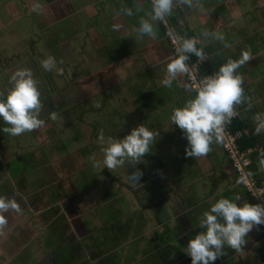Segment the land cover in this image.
I'll list each match as a JSON object with an SVG mask.
<instances>
[{
  "label": "crops",
  "instance_id": "crops-1",
  "mask_svg": "<svg viewBox=\"0 0 264 264\" xmlns=\"http://www.w3.org/2000/svg\"><path fill=\"white\" fill-rule=\"evenodd\" d=\"M173 5L181 12V27L205 49L214 71L226 60L248 54L235 70L241 77L242 101L233 110L264 142V129L255 131L264 124V102L255 105L261 88L254 86V81L264 79V0H174ZM123 8H131L132 15H125ZM150 12L146 0H0V96L9 89L4 80L11 86L13 71L31 69L41 106L58 118L47 131L63 159L52 167L59 176L49 175V155L44 151L33 152L35 158L29 161L22 154L11 157V148L3 150L0 142V196L15 199L18 206L3 213L0 264H190L183 248L201 230L195 226L196 217L209 203L219 197L257 203L220 141L214 140L203 156L184 155L186 140L168 117L195 92L185 73L177 74L171 87L160 83L175 54L159 20L154 22V38L136 32L139 19H147ZM78 16L88 19L89 27L79 30L73 23ZM167 21L177 31L170 15ZM115 24L120 27L114 29ZM48 27L74 38L72 45L79 41L83 58L82 79L73 68L71 81L62 86L64 93L58 90L51 98L50 84L39 72L46 54L31 36ZM83 79V90H76L74 81ZM43 109L39 117L45 123L50 119ZM92 113L105 116V122L87 124L85 116ZM61 117L67 122L59 121ZM44 123L19 136L40 138ZM138 123L158 132L143 161L96 170L104 147L96 142L121 137ZM254 167L252 173L264 187L258 160ZM134 168L142 171L138 184L127 178ZM116 171H121L118 176ZM108 182L106 189L103 184ZM213 264H264V225L246 234L240 250L225 248Z\"/></svg>",
  "mask_w": 264,
  "mask_h": 264
},
{
  "label": "clouds",
  "instance_id": "clouds-1",
  "mask_svg": "<svg viewBox=\"0 0 264 264\" xmlns=\"http://www.w3.org/2000/svg\"><path fill=\"white\" fill-rule=\"evenodd\" d=\"M173 4L174 0H151V12L146 14L147 19H139L136 32L154 38V22L170 15ZM122 11L129 16L133 13L131 8H123ZM119 27V24L113 25L114 29ZM204 35L223 40V36L216 33L205 32ZM196 44L193 38L180 39L175 48L176 55L165 65V75L160 81L164 87H171L177 74L188 71L185 62L191 55L204 59L203 51ZM248 59V54L242 53L236 60H226L214 73L201 79L194 96L172 109L168 119L171 125L181 130L186 140V157L203 156L210 150L214 140L217 143L220 141L222 124L232 118L233 106L242 101L241 77L235 70ZM54 64L52 56L40 61L44 71H50ZM9 80L11 86L0 96V121L7 125L0 127V132L18 136L43 125L44 120L39 117L40 93L29 68L13 71ZM48 118L55 120V111L49 112ZM262 129L264 124H259L255 131L259 133ZM99 135L103 138V131ZM157 136L156 129L138 123L121 137H109L102 149L103 167L111 170L126 162L127 165H135L143 161ZM259 167L264 169V156L259 158ZM141 176L139 168L127 174L128 180L134 184H138ZM238 200L239 197L235 200L219 197L197 215L195 226L201 230L190 236L183 248L190 257V264H213L224 254L225 248L240 250L246 243V234L254 226L264 225V205L246 201L238 204ZM17 207L15 199L0 196V225L5 223L3 213L16 210Z\"/></svg>",
  "mask_w": 264,
  "mask_h": 264
},
{
  "label": "rangeland",
  "instance_id": "rangeland-1",
  "mask_svg": "<svg viewBox=\"0 0 264 264\" xmlns=\"http://www.w3.org/2000/svg\"><path fill=\"white\" fill-rule=\"evenodd\" d=\"M148 5L151 8V5L150 4H148ZM72 19H73V17H72ZM75 21L76 22H73V23H77V25H75V26L77 28H79V30H82L83 27L86 28V26L89 27V20L86 18L78 16L75 18ZM51 28L52 27L44 28L39 33H37L35 35L34 34L31 35L33 37L34 43L39 41L40 48L44 51V54H46V57L52 56L55 60V64L50 71H44V69H42V67L39 63V68L41 70L39 72H42L44 74L42 80H46L50 84V90L48 92L49 98L53 97L58 90L61 94L64 93V89L62 86L65 83L68 84V82L71 81L70 78L73 75V68H74L75 72L77 73V75L80 74L79 76L81 79L83 77V71H81L83 58H81L80 52H79L80 51L79 50V43H78L79 41L77 42V44L72 45V43L75 41L74 38H68V36L66 34H62L60 32V30H58L56 32V28H54V32L52 33ZM58 32H60V33H58ZM56 35H58V36H56ZM83 40H85V38H83ZM38 48H39V46H38ZM84 53H85V51H84ZM32 57H33V53H31V55L30 54L28 55V58L31 60H32ZM185 78L187 79L186 73H185ZM53 81L55 82V84L57 86L56 88H55ZM4 82L6 84L5 90H7L10 87V85H8V82L6 80H4ZM74 82H75V89L76 90H83V86H84L83 83L86 82V79H83L81 81H74ZM254 82H255L254 86L256 88L257 87L261 88V92L259 94H257V99H255V101H256L255 105L257 106V105H260V102L261 103L264 102L263 101L264 100V87H261V85H260V83L264 84V79H261V81H259V79H258ZM78 84L79 85L81 84V86L79 87ZM58 85H60V87H58ZM258 85H260V86H258ZM254 86H252L251 88H253ZM66 87H69V86H66ZM2 90H3V88L0 87V91H2ZM60 106L61 107L59 109L62 110L63 109L62 103ZM41 107H44L43 112L48 115L49 108L46 105L44 106V104ZM85 117H86L85 119L87 121V124L91 123V122L103 123V122H105V118H106L105 116H99V115L96 116V115H94V113L88 115V117L87 116H85ZM57 119L58 118L56 117L55 120H57ZM55 120L50 119V121L46 122L47 120L45 119V123H44L45 126H43L40 129V133H38L40 138H38V136L35 135L34 139L29 140V139H27V137L24 138V136H22V135L21 136H19V135L18 136H11L10 135V137L1 135L0 136V142H2L3 150L5 147L11 148V155H12L11 157H18L22 154L23 156H27L25 159H28L29 161L31 158H35V155L33 152H36V154H38V153L40 154L39 151H44L45 154L49 155V157H47L48 158V164L45 168L46 174L50 175L52 173L55 176H59L56 170H54V169L52 170V167H53V165H55V163H58V161H63V159L58 155L56 148H54V145L52 142L53 140L49 136L48 131H47L48 129L51 128L50 126L52 124L58 123V121L56 122ZM149 120L151 123H153L155 125L153 117H150ZM59 121L64 122V121H66V119H64V117H61V119H59ZM1 123H3V122H0V124ZM87 124H85V125H87ZM162 125L165 126V124L163 122H162ZM89 128H92V127H89ZM42 130L44 131V133H42ZM70 132L71 131H69L68 133H70ZM106 132H107V130L104 133H106ZM113 136H115V135H113ZM171 136H173V135L171 134ZM167 137L170 138L168 135H167ZM108 138H106L104 140H99L96 142V144L98 146H105L103 144L106 142V140ZM40 147H42V148L40 149ZM99 149H101V148H99ZM1 154H3V153L1 152ZM65 160H66V158H65ZM86 161H88V160L84 159V162H86ZM100 162H102V163L100 164ZM40 163H42V162H40ZM229 163H230V161H229ZM15 165H16V162L13 161L12 167H14ZM63 166H65L64 163H63ZM99 167L104 168L103 167V161H98L97 167L96 168L94 167V168L96 170H99ZM51 170H52V172H51ZM119 172H121V171H119ZM119 172L116 171L114 173V174H116L115 176H118ZM111 181L112 180H110L109 182H111ZM109 182L107 184L104 183L103 187L106 188V185H110ZM112 185H115V183L112 182ZM106 189H108V188H106Z\"/></svg>",
  "mask_w": 264,
  "mask_h": 264
},
{
  "label": "built area",
  "instance_id": "built-area-1",
  "mask_svg": "<svg viewBox=\"0 0 264 264\" xmlns=\"http://www.w3.org/2000/svg\"><path fill=\"white\" fill-rule=\"evenodd\" d=\"M148 4L151 5V0H146ZM177 6L173 5V8ZM172 8V9H173ZM178 8V7H177ZM164 29V35L170 43L173 53L176 55L175 48L178 46V43L181 38H184L180 32L174 30L171 25L168 24L167 17H164L162 20H159ZM179 27H183V24L179 20L177 22ZM191 38V37H189ZM205 59V55H204ZM203 59V60H204ZM203 60L196 58L192 60L190 57L185 62L188 68L186 72V77L188 84L192 88V90L196 93L197 88L199 87V83L203 77H198V65ZM234 111V110H233ZM237 118V113L234 111V114L230 120L226 123L222 124L220 131V144L230 161V164L234 171L238 174L243 187L252 196L258 203L264 205V187L257 184L256 178L253 174L249 173L247 170V166L251 163L250 153L252 152L251 148L242 149L238 146V139L242 136L245 129L241 130H230L228 125L230 121Z\"/></svg>",
  "mask_w": 264,
  "mask_h": 264
},
{
  "label": "trees",
  "instance_id": "trees-1",
  "mask_svg": "<svg viewBox=\"0 0 264 264\" xmlns=\"http://www.w3.org/2000/svg\"><path fill=\"white\" fill-rule=\"evenodd\" d=\"M170 16L172 18V23L174 22L176 27L179 28V26L177 25V22L179 20H182V15H181V12H179V10L177 9V7L172 9ZM178 28H177V32H180L184 38H189L191 36V34L188 32V29L185 28L184 30V28L182 27L180 29ZM196 47L200 48L204 53V50H205L204 48L200 47L198 44H196ZM190 58L192 60H195L197 57L194 55H191ZM214 72L215 71H214L213 63L206 58L202 62H200V64L198 65V77L200 78L203 76L210 75ZM228 128L232 131L241 130V129L246 130L245 132H243L242 136L238 139L237 142H238V146L242 149H246V148L252 149V152L250 153L251 163L247 166V170L249 173L253 174L252 171L255 169L254 167L255 161L256 160L259 161V158L261 156H264V142H262V140L258 137L257 134H255V132L248 129L244 121L238 117L230 121ZM253 176L255 177L254 174ZM257 184L260 185L259 181H257Z\"/></svg>",
  "mask_w": 264,
  "mask_h": 264
}]
</instances>
